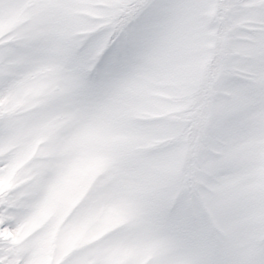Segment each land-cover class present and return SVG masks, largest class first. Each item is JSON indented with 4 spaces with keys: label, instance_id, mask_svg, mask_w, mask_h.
<instances>
[{
    "label": "snow or ice",
    "instance_id": "6c2138e0",
    "mask_svg": "<svg viewBox=\"0 0 264 264\" xmlns=\"http://www.w3.org/2000/svg\"><path fill=\"white\" fill-rule=\"evenodd\" d=\"M0 264H264V0H0Z\"/></svg>",
    "mask_w": 264,
    "mask_h": 264
}]
</instances>
